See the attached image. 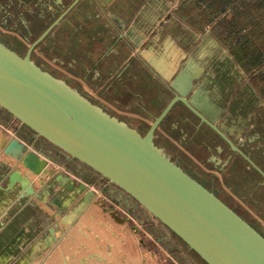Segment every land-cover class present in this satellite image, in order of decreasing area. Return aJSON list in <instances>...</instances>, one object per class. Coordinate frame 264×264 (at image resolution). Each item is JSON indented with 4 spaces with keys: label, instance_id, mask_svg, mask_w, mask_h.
<instances>
[{
    "label": "crops",
    "instance_id": "1",
    "mask_svg": "<svg viewBox=\"0 0 264 264\" xmlns=\"http://www.w3.org/2000/svg\"><path fill=\"white\" fill-rule=\"evenodd\" d=\"M174 1L80 0L35 47L32 59L110 114L141 122L137 129L143 132L171 98L164 82H173L179 90L190 82L188 96L198 85L197 106L209 115L217 113L216 125L264 172V101L258 91L264 89V49L254 38L264 20H259L257 0H226L224 5L219 0H180L171 17L157 23L164 7ZM71 3L0 0V20L3 24L11 20V30L28 46ZM245 10H251V18L240 20ZM33 20L45 23L34 37L25 26ZM198 123L176 105L157 127L155 138L185 170L264 231V178ZM23 127L0 108V132L5 135L0 145V263L22 264L47 251L50 229L61 227L59 217L64 219L71 207L78 203L84 207L86 201L76 187L80 180L51 156L58 166L53 172L69 174L74 189L56 182L42 198L19 200L21 183H10L8 174L13 169L26 173L3 152L4 145L16 137L48 155L36 146L41 137ZM54 149L57 156L71 159ZM52 176L42 177L43 184L31 181L35 191ZM55 196L64 207L51 202Z\"/></svg>",
    "mask_w": 264,
    "mask_h": 264
},
{
    "label": "water",
    "instance_id": "2",
    "mask_svg": "<svg viewBox=\"0 0 264 264\" xmlns=\"http://www.w3.org/2000/svg\"><path fill=\"white\" fill-rule=\"evenodd\" d=\"M79 1L72 0L69 8L29 43L24 55L0 41V108L65 157L78 160L101 178L117 185L205 264H264V235L154 143L157 127L176 105H181L198 119V127L206 126L264 178V172L216 125L217 113L209 115L205 108L197 106L200 86L188 96L190 82L182 90L173 82H164L171 98L153 117L148 129L140 133L137 127L108 114L34 62L35 47ZM36 24L37 21H33L25 26L31 33ZM179 114L183 115V111L179 110ZM3 152L36 175L46 169L44 158L51 159L16 137L4 145ZM50 175L52 178L39 192L17 169L10 171L8 180L21 183L19 200L32 195L42 198L56 182H65L69 190L74 189L69 174L52 171ZM76 187L85 191L87 200L93 196L83 181ZM101 201L105 204L103 199ZM51 202L64 207L58 196Z\"/></svg>",
    "mask_w": 264,
    "mask_h": 264
},
{
    "label": "rangeland",
    "instance_id": "3",
    "mask_svg": "<svg viewBox=\"0 0 264 264\" xmlns=\"http://www.w3.org/2000/svg\"><path fill=\"white\" fill-rule=\"evenodd\" d=\"M178 2L180 0H175L167 8L164 7L157 23L168 20ZM6 21V24H3L4 20H0V41L17 51L18 54L23 55L24 49H19V52H21L19 53L14 41H7L2 34L15 36L26 46L28 42L11 30V20ZM9 39L14 40L11 37ZM39 66L44 71H48V68L44 65ZM258 91L263 102L264 89ZM100 107L110 114L104 106ZM114 117L131 124L134 128L141 124V122L130 123L117 116ZM23 126V129L28 128L25 125ZM140 133L144 132L141 130ZM4 139L5 135L0 132V145L4 142ZM154 143L161 147L157 138H154ZM36 146L47 151L49 156L62 160L64 169L83 181L87 188L93 192V196L90 200L86 199L84 207L78 203L71 207L70 212L72 213L63 216L64 219L60 216V229L51 228L52 235L47 240V246L49 245L50 248L22 264H205L193 251L188 250L180 239L152 216L147 209L128 196L117 185L101 178L99 174L76 159H65L63 156H57L54 147L42 137L37 141ZM166 153L171 160L180 164L171 153ZM3 157L6 160H14L4 155ZM41 158L44 157L41 156ZM44 159L47 161V165L40 175L32 173L21 162L17 161L18 167L26 173L30 181L38 185L42 177L50 175L55 168H58L55 162ZM83 192L85 194V191ZM101 198L105 201V204H101ZM91 214L95 216L94 219L89 218ZM242 217L264 235V231L256 226L254 222L246 216L242 215ZM0 264L17 263L10 260L7 263Z\"/></svg>",
    "mask_w": 264,
    "mask_h": 264
},
{
    "label": "trees",
    "instance_id": "4",
    "mask_svg": "<svg viewBox=\"0 0 264 264\" xmlns=\"http://www.w3.org/2000/svg\"><path fill=\"white\" fill-rule=\"evenodd\" d=\"M225 1L226 0H219V3L224 5ZM255 6L259 8L260 13H261V18L259 20L260 21L264 20V0H257ZM255 10L256 9L254 7V12H255ZM213 11H217V7H214ZM251 14H252L251 10H245L243 12V14L240 16V20H248V19H250L251 18ZM184 16H186V14ZM33 21H37V24L33 28L30 27L31 28V33L33 34L32 36L34 37L35 34L37 32H39L44 27L45 23H44L43 20H33ZM234 27H236V26H234ZM255 33H256L254 35L255 36L254 37L255 41H257L259 46L262 49H264V25H262L260 23L259 26L255 29ZM2 35L6 38L7 41H10V40L14 41V44L16 45V48H17L18 52H19V49H24V53H22V54L23 55L25 54V52L27 50V46L23 42H21L17 37L9 35V34H2ZM10 37L13 38L14 40L9 39ZM19 53H21V52H19Z\"/></svg>",
    "mask_w": 264,
    "mask_h": 264
},
{
    "label": "bare ground",
    "instance_id": "5",
    "mask_svg": "<svg viewBox=\"0 0 264 264\" xmlns=\"http://www.w3.org/2000/svg\"><path fill=\"white\" fill-rule=\"evenodd\" d=\"M151 63H152V62H151ZM7 158H8V157H7ZM35 178H36V177H35ZM34 181H35V180H34ZM37 182H40V181H37ZM37 184H38V183H37ZM94 217H95V216H94L93 214H91L89 218L94 219ZM117 220H119V219L117 218Z\"/></svg>",
    "mask_w": 264,
    "mask_h": 264
},
{
    "label": "built area",
    "instance_id": "6",
    "mask_svg": "<svg viewBox=\"0 0 264 264\" xmlns=\"http://www.w3.org/2000/svg\"><path fill=\"white\" fill-rule=\"evenodd\" d=\"M102 199V198H101Z\"/></svg>",
    "mask_w": 264,
    "mask_h": 264
},
{
    "label": "flooded vegetation",
    "instance_id": "7",
    "mask_svg": "<svg viewBox=\"0 0 264 264\" xmlns=\"http://www.w3.org/2000/svg\"><path fill=\"white\" fill-rule=\"evenodd\" d=\"M23 38V37H22Z\"/></svg>",
    "mask_w": 264,
    "mask_h": 264
}]
</instances>
